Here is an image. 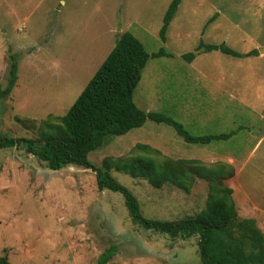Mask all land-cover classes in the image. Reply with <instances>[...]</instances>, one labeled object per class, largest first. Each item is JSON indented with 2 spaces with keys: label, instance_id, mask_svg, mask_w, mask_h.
Wrapping results in <instances>:
<instances>
[{
  "label": "rangeland",
  "instance_id": "rangeland-1",
  "mask_svg": "<svg viewBox=\"0 0 264 264\" xmlns=\"http://www.w3.org/2000/svg\"><path fill=\"white\" fill-rule=\"evenodd\" d=\"M171 0H0V91L17 59V81L0 98V135L36 139L48 117H61L93 77L117 39L130 33L149 55L133 94L140 110L170 117L192 136L232 134L210 144H188L169 126L146 121L90 153L142 154L148 145L173 161L230 164L226 181L240 219H254L264 235V0H181L162 43L159 31ZM213 17L211 23L208 20ZM200 42L225 44L240 54L197 55ZM261 51V52H260ZM130 190L142 215L159 221L194 217L205 208L207 185L191 192L112 171ZM202 264L198 237L172 239L133 223L118 193L98 191L96 173L79 166L51 171L20 148L0 150V258L10 264Z\"/></svg>",
  "mask_w": 264,
  "mask_h": 264
},
{
  "label": "trees",
  "instance_id": "trees-1",
  "mask_svg": "<svg viewBox=\"0 0 264 264\" xmlns=\"http://www.w3.org/2000/svg\"><path fill=\"white\" fill-rule=\"evenodd\" d=\"M180 3L181 0H171L168 5L159 31L162 43L166 41V32ZM212 20L213 17L207 23ZM213 51L234 58L258 55L256 50L240 54L225 44L200 42L194 53L181 57L191 63L197 55ZM166 56L171 57L163 49L149 55L136 37L123 33L63 116H50L38 126L34 125L35 140L0 135V150L20 148L43 162L51 171H60L67 166L92 170L96 173L98 191L118 193L135 225L172 239L188 240L197 236L202 264H264V235L254 219L239 218L233 190L226 184L234 176L231 165L219 163L206 166L197 160L173 161L148 145L136 146L137 150L144 152L142 154L107 157L102 161L101 168L94 167L88 159L89 154L100 149L108 139L141 128L148 120L171 127L188 144L205 145L232 136L194 137L172 118L136 107L133 94L149 58ZM10 59L9 77L5 89L0 91V98L10 95L17 81V59L15 56ZM112 171L143 180L153 189L170 185L186 194L191 192L196 180H202L207 185L205 208L194 217L173 222L147 219L142 215L136 197L112 177ZM114 255L115 248H109L96 264H107ZM0 264L10 263L6 257H1Z\"/></svg>",
  "mask_w": 264,
  "mask_h": 264
},
{
  "label": "crops",
  "instance_id": "crops-1",
  "mask_svg": "<svg viewBox=\"0 0 264 264\" xmlns=\"http://www.w3.org/2000/svg\"><path fill=\"white\" fill-rule=\"evenodd\" d=\"M253 51V50H252ZM251 52V51H250ZM249 53V52H248ZM230 165V164H229ZM234 177H236V171H235V174H234Z\"/></svg>",
  "mask_w": 264,
  "mask_h": 264
},
{
  "label": "water",
  "instance_id": "water-1",
  "mask_svg": "<svg viewBox=\"0 0 264 264\" xmlns=\"http://www.w3.org/2000/svg\"><path fill=\"white\" fill-rule=\"evenodd\" d=\"M261 52V51H260Z\"/></svg>",
  "mask_w": 264,
  "mask_h": 264
}]
</instances>
